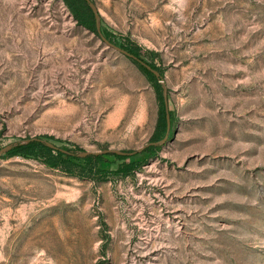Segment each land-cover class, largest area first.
Masks as SVG:
<instances>
[{"label": "rangeland", "instance_id": "rangeland-1", "mask_svg": "<svg viewBox=\"0 0 264 264\" xmlns=\"http://www.w3.org/2000/svg\"><path fill=\"white\" fill-rule=\"evenodd\" d=\"M94 2L163 71L170 127L144 151L154 82L62 0H0V151L48 136L145 160L95 180L0 153V264H264V0Z\"/></svg>", "mask_w": 264, "mask_h": 264}, {"label": "trees", "instance_id": "trees-1", "mask_svg": "<svg viewBox=\"0 0 264 264\" xmlns=\"http://www.w3.org/2000/svg\"><path fill=\"white\" fill-rule=\"evenodd\" d=\"M62 1L68 7L78 25L84 26L97 35L99 34L94 11L86 0ZM102 32L111 42L135 54L142 60L149 63L154 69H157L161 75H163L161 68L158 67L154 61L150 62L143 58L140 50L137 47L127 46L116 41L113 37V34L107 30H102ZM149 54L152 56V58H154L155 54L153 52H149ZM131 60L136 63L139 68L142 69L154 82L159 98L160 108L158 122L152 137V141L144 150L147 151L149 155H154L157 153L159 145H155L153 142L159 141L167 130V108L163 94V86L152 71L146 68L139 61L132 58ZM169 111L170 114H172V111ZM49 142H52V140L48 136L29 138L28 141L25 142L24 140H19L18 143H14L9 149V154L39 159L48 166L61 169L70 175L78 176L83 179L90 178L95 180H104L112 174L122 176L134 175L135 171L139 169L145 161L136 159L137 154H119L115 152L100 154L90 153L83 156L80 155L81 153H79V148L70 147L68 145L60 146L56 143H54L56 147H52L49 145ZM106 155L114 156L119 161V165L116 169L111 170L101 166V162L105 161Z\"/></svg>", "mask_w": 264, "mask_h": 264}, {"label": "water", "instance_id": "water-1", "mask_svg": "<svg viewBox=\"0 0 264 264\" xmlns=\"http://www.w3.org/2000/svg\"><path fill=\"white\" fill-rule=\"evenodd\" d=\"M88 2V4L90 5V7L93 9L94 14H95V18H96V22H97V29L99 32V35L102 37V39L105 41V43L109 46L112 47L114 49H116L117 51L123 53L124 55L135 59L137 61H139L141 64H143L146 68H148L150 71H152L155 76L157 77V79L159 80V82L162 84L163 86V94L165 97V102H166V108H167V118H168V125L170 127V119H169V106H168V99H167V88L165 86V79L164 77L161 75V73L157 70L154 69L149 63H147L146 61L142 60L141 58H139L138 56H136L135 54L129 52L128 50H126L125 48H122L121 46L111 42L102 32L101 30V26H100V14L99 11L97 9V5L94 2V0H86ZM168 136V132L166 134V137ZM49 145L52 147H56L53 143L49 142ZM13 146V144L7 146L6 148H3L0 153H2L3 151L10 149ZM110 152H115V153H119V154H134L135 152H126V151H119V150H113V149H106V150H102V151H96V152H92V151H84L83 153H81L80 155H88L90 153H96V154H100V153H110Z\"/></svg>", "mask_w": 264, "mask_h": 264}]
</instances>
